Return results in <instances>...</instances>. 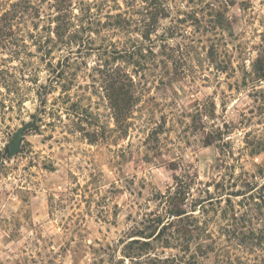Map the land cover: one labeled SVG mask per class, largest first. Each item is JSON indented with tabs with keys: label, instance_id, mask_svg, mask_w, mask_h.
<instances>
[{
	"label": "rangeland",
	"instance_id": "1",
	"mask_svg": "<svg viewBox=\"0 0 264 264\" xmlns=\"http://www.w3.org/2000/svg\"><path fill=\"white\" fill-rule=\"evenodd\" d=\"M149 2L153 25L144 0H26L0 33V264H131L136 239L264 264V0Z\"/></svg>",
	"mask_w": 264,
	"mask_h": 264
},
{
	"label": "trees",
	"instance_id": "2",
	"mask_svg": "<svg viewBox=\"0 0 264 264\" xmlns=\"http://www.w3.org/2000/svg\"><path fill=\"white\" fill-rule=\"evenodd\" d=\"M145 2H148L147 6H143V13L145 15L143 21L146 22V19L149 20V24H155V21L157 19V16L159 14H164L165 11L164 7H157V5H153L152 2L150 3L149 0H144ZM26 3V0H20L19 2L13 4L10 9H6V11L0 16V33H3L2 35H7V31L10 30L12 27V21L16 20V16H18V13L21 12L23 9L25 10L26 6L24 5ZM60 10V9H59ZM25 12V11H24ZM111 20V25H119L122 26L124 23L128 26L130 23L126 17L123 16V13H117L116 15H108ZM66 16L59 14L56 19L59 21V24L56 27L58 35H66L67 30L70 28V26H73V22H71V19L68 18L66 21ZM147 17V18H146ZM68 22V23H67ZM148 23L145 24V27L148 28L150 26ZM146 38V37H145ZM121 51H114V53L119 54ZM134 53V51H132ZM115 76L111 78V82L109 84L110 89V99L113 102V106L116 109L124 110L128 105L132 102L133 93L130 88V86L126 83L127 75L121 74L119 71L114 74ZM126 76V77H125ZM9 151V149H8ZM212 198H209L208 200H211ZM168 214H174L175 217H179L183 214H187L186 211H183V209H180L179 206H176V209L173 212H169ZM163 219H159V223L163 224ZM174 221L165 223L163 225V230L168 228L169 226L173 225ZM190 229L185 226V234L189 232ZM158 235L156 233L151 232L148 234V236H144L148 239H156ZM134 243L140 244L138 247V251L136 255H130L131 258V264H173L172 260L169 258L167 259H159L158 257H152L149 253L151 242L150 240L141 242L140 240H132ZM191 264V263H188Z\"/></svg>",
	"mask_w": 264,
	"mask_h": 264
},
{
	"label": "water",
	"instance_id": "3",
	"mask_svg": "<svg viewBox=\"0 0 264 264\" xmlns=\"http://www.w3.org/2000/svg\"><path fill=\"white\" fill-rule=\"evenodd\" d=\"M21 138H22L21 131H17L15 134L14 142L10 143L9 145L11 154H15L20 150Z\"/></svg>",
	"mask_w": 264,
	"mask_h": 264
}]
</instances>
